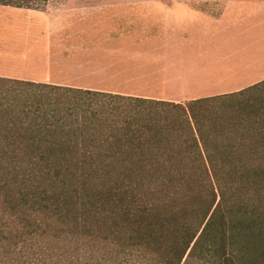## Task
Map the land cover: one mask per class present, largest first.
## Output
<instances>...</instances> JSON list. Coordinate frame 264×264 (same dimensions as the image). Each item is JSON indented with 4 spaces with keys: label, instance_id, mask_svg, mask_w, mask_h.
<instances>
[{
    "label": "trees",
    "instance_id": "obj_1",
    "mask_svg": "<svg viewBox=\"0 0 264 264\" xmlns=\"http://www.w3.org/2000/svg\"><path fill=\"white\" fill-rule=\"evenodd\" d=\"M70 78L94 88L0 77V264H181L203 240L264 264V80L181 103Z\"/></svg>",
    "mask_w": 264,
    "mask_h": 264
},
{
    "label": "rangeland",
    "instance_id": "obj_2",
    "mask_svg": "<svg viewBox=\"0 0 264 264\" xmlns=\"http://www.w3.org/2000/svg\"><path fill=\"white\" fill-rule=\"evenodd\" d=\"M240 1L48 0L42 11L0 6V74L5 70L4 64L18 63L12 59L11 51L21 45L23 64L19 72L11 75L25 78L19 80L35 79L39 83L38 80H45V73L52 70L49 64L53 62L55 66L61 52L72 51L68 46L65 49L64 42L70 46L78 42V36L89 32L91 41L94 38L98 41L86 50L89 55L92 53L107 64L114 54L121 59L115 73L101 72L100 80L94 82L108 84L110 87L106 91L181 103L192 97L233 91L264 77V0ZM239 2L252 6L234 11L228 9ZM72 18L81 21L73 28L69 24ZM161 18L168 19L162 27ZM193 43L198 46L195 51L203 54L204 60L197 62L210 64V69L222 63L224 71L217 72L221 70L217 68L210 73H189L183 61L187 52L194 53V49L189 48ZM136 44L142 66L135 61L140 58L133 53ZM74 46L73 55L78 60L77 55L83 57L82 52L79 45ZM206 244L203 240L191 256L185 255L181 264H226V254L208 252ZM253 256L252 253L240 255L239 259L242 264H249ZM31 261V264L40 262ZM127 264H142V260L137 263L132 257Z\"/></svg>",
    "mask_w": 264,
    "mask_h": 264
},
{
    "label": "crops",
    "instance_id": "obj_3",
    "mask_svg": "<svg viewBox=\"0 0 264 264\" xmlns=\"http://www.w3.org/2000/svg\"><path fill=\"white\" fill-rule=\"evenodd\" d=\"M243 1H246V0H242L240 2H243ZM240 2L236 5L235 4L230 5L228 7V9L230 10L232 8V11L236 10L235 8L242 10L243 8H246V6H249V7L252 6L249 4L245 5L244 3H240ZM240 4L242 6H240ZM177 10L180 12L184 11L183 9L181 10L180 8H177ZM185 15H183V18H182L183 21L186 20L187 15L186 16ZM231 17H233V15ZM191 19H193V18H191ZM232 19H234V18H232ZM161 21L164 24H166L168 22V19L163 18ZM79 22H81V21L77 20L75 18H72L71 20H69V24L71 23L73 25L72 28L75 27L74 25L76 23H79ZM234 23H235V21H234ZM57 43H58V45L59 44L61 45V42H57ZM65 43H66L65 49L68 46L72 49V51L61 52L59 56L57 55L58 57H56L55 66H54L53 62H51L49 64V67H51L52 70H49L47 73H45V75H46L45 80H42V81L38 80V81L42 82V83H53L56 85H66V86H72V87L94 88V86H91V85H84V86L83 85L82 86L73 85L71 83L72 79L70 78V75H71V77H74L73 81L78 79L79 77H87V76L90 77V75H93V78H98V76L100 75L99 73L105 71L106 63H103L102 61H99L96 58H93L91 60V56L95 57V55L94 54L89 55V53L86 52V50L91 48L90 43H88V42H85V41L84 42L83 41L82 42H73L74 44H72L70 46H69V43L67 41H65L64 44ZM74 45H79V48H80L79 50L82 52V56H83L81 58H83V59L77 58L78 60H76V56L74 57V55H73L75 53L74 48L76 47ZM258 45H260V42ZM197 47L198 46L195 43L190 44L189 48H193L194 53L192 54V52H187V58L183 61V65H184V67L188 68L187 71H189V73H198L199 71L201 73H210L211 71H216L215 69H217V68L221 69L217 72L221 73L224 71V69L222 68L223 67L222 63L217 64V65H221V66H218L217 68H214V69H210L211 68L210 64L206 63L205 65L204 64L202 65L200 62H197L200 60H204V59H202L203 54H201V51L200 52H199V50H198V52L195 51V49ZM258 47L259 46H257V49H258ZM57 49H59L58 46H57ZM22 52L23 51H22L21 45H19L16 49H13L11 51V57H13L12 59L17 61L18 63H16V64L12 63L13 65H10V63L4 64L5 70L4 69L2 70L3 73L0 74L1 77L25 79L24 77H15V76L12 77V75H11V74H14L15 71L19 72L18 70L20 69V67L23 64V62L21 60ZM178 55L181 56L180 60H182V58H183L182 54L179 53ZM191 55H194V56L191 57ZM73 57H74V59H73ZM201 65H202V68L200 69ZM193 67H195V68L197 67V69H194ZM227 70L230 71L231 70L230 67ZM28 80L36 81L35 79H28ZM230 80H231V77H230ZM250 80H255V79H250ZM261 80H264V77H261L260 79H258L256 81H252V83H249L247 86L252 85V84L259 82ZM247 86L238 87L237 89H234L233 91L242 89V88L247 87ZM233 91H228V92H233ZM228 92H221V93H228ZM221 93H211L210 95L221 94Z\"/></svg>",
    "mask_w": 264,
    "mask_h": 264
}]
</instances>
